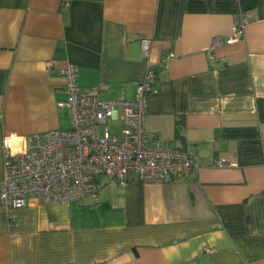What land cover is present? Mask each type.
<instances>
[{
	"label": "crops",
	"instance_id": "crops-1",
	"mask_svg": "<svg viewBox=\"0 0 264 264\" xmlns=\"http://www.w3.org/2000/svg\"><path fill=\"white\" fill-rule=\"evenodd\" d=\"M67 63L104 100H133L154 67L145 128L197 166L102 178L68 204L0 201V264H264V0H0V185L6 136L69 127Z\"/></svg>",
	"mask_w": 264,
	"mask_h": 264
},
{
	"label": "built area",
	"instance_id": "built-area-1",
	"mask_svg": "<svg viewBox=\"0 0 264 264\" xmlns=\"http://www.w3.org/2000/svg\"><path fill=\"white\" fill-rule=\"evenodd\" d=\"M243 27L233 26L226 43L241 39ZM221 42L215 37L213 44ZM149 48L150 40L142 39L145 57ZM172 57L166 56L162 65L167 66ZM62 75L69 127L34 133L25 140L11 135L3 139L0 201L4 208L25 207L32 198L48 205L68 204L84 195L96 199L102 178L159 184L197 166L192 149L167 145L145 128L148 96L156 92L154 67H147L133 100H104L95 89L82 90L71 64L65 65ZM108 120L121 123L119 136L109 130ZM228 164L225 158L213 162L214 166Z\"/></svg>",
	"mask_w": 264,
	"mask_h": 264
},
{
	"label": "rangeland",
	"instance_id": "rangeland-1",
	"mask_svg": "<svg viewBox=\"0 0 264 264\" xmlns=\"http://www.w3.org/2000/svg\"><path fill=\"white\" fill-rule=\"evenodd\" d=\"M107 127L112 133H115L117 136L121 134V126L118 120H108Z\"/></svg>",
	"mask_w": 264,
	"mask_h": 264
}]
</instances>
